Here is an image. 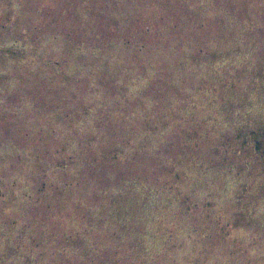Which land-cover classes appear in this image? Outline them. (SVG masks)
<instances>
[{
    "label": "rangeland",
    "instance_id": "1",
    "mask_svg": "<svg viewBox=\"0 0 264 264\" xmlns=\"http://www.w3.org/2000/svg\"><path fill=\"white\" fill-rule=\"evenodd\" d=\"M0 264H264V0H0Z\"/></svg>",
    "mask_w": 264,
    "mask_h": 264
}]
</instances>
